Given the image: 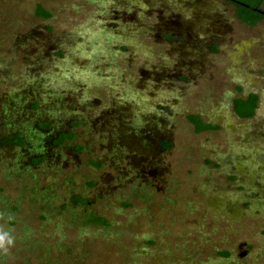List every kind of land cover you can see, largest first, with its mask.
<instances>
[{
	"label": "rangeland",
	"instance_id": "374dc122",
	"mask_svg": "<svg viewBox=\"0 0 264 264\" xmlns=\"http://www.w3.org/2000/svg\"><path fill=\"white\" fill-rule=\"evenodd\" d=\"M0 231V264H264V19L226 0H0Z\"/></svg>",
	"mask_w": 264,
	"mask_h": 264
},
{
	"label": "trees",
	"instance_id": "16d2710c",
	"mask_svg": "<svg viewBox=\"0 0 264 264\" xmlns=\"http://www.w3.org/2000/svg\"><path fill=\"white\" fill-rule=\"evenodd\" d=\"M233 4L236 7V16L240 18L243 22L247 24H256L260 20L264 19V11L260 8V5L264 0H226ZM37 16L43 18H49L50 12L46 11L42 8V6L38 5L35 11ZM258 107V97L255 94H250L247 97H239L234 101V110L236 115L242 119H248L254 116L256 108ZM187 120L193 125L196 132H204L208 130L214 129V126L210 123L204 122L200 116L190 114L187 115ZM40 126H45L40 124ZM75 138V135L72 131L60 132L53 139V144L62 145L65 141H71ZM14 143L18 145H22L24 143V139L21 135H17L14 138ZM42 161V157H37L32 159V163H40ZM90 222H94L96 224H108L107 221L95 215H91L89 218Z\"/></svg>",
	"mask_w": 264,
	"mask_h": 264
},
{
	"label": "clouds",
	"instance_id": "9594fccd",
	"mask_svg": "<svg viewBox=\"0 0 264 264\" xmlns=\"http://www.w3.org/2000/svg\"><path fill=\"white\" fill-rule=\"evenodd\" d=\"M14 240L9 232L0 231V250L7 251V248L13 245Z\"/></svg>",
	"mask_w": 264,
	"mask_h": 264
},
{
	"label": "flooded vegetation",
	"instance_id": "af4514ba",
	"mask_svg": "<svg viewBox=\"0 0 264 264\" xmlns=\"http://www.w3.org/2000/svg\"><path fill=\"white\" fill-rule=\"evenodd\" d=\"M257 109V108H256Z\"/></svg>",
	"mask_w": 264,
	"mask_h": 264
}]
</instances>
